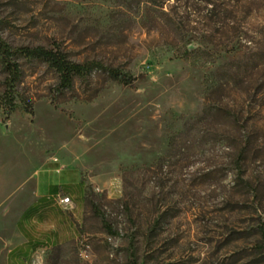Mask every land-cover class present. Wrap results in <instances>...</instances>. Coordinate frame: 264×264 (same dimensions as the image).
<instances>
[{
    "label": "rangeland",
    "instance_id": "374dc122",
    "mask_svg": "<svg viewBox=\"0 0 264 264\" xmlns=\"http://www.w3.org/2000/svg\"><path fill=\"white\" fill-rule=\"evenodd\" d=\"M0 36L135 78L17 57L7 117L0 60V264L50 164L84 216L33 264H264V0H0Z\"/></svg>",
    "mask_w": 264,
    "mask_h": 264
},
{
    "label": "crops",
    "instance_id": "0c3cea01",
    "mask_svg": "<svg viewBox=\"0 0 264 264\" xmlns=\"http://www.w3.org/2000/svg\"><path fill=\"white\" fill-rule=\"evenodd\" d=\"M43 174L26 197L31 203L18 220L7 264H33L35 255L77 238L73 225L84 216L86 185L79 173L61 170L56 164H50ZM62 188H69L70 193L62 194ZM60 194L71 198V206L59 202Z\"/></svg>",
    "mask_w": 264,
    "mask_h": 264
},
{
    "label": "trees",
    "instance_id": "16d2710c",
    "mask_svg": "<svg viewBox=\"0 0 264 264\" xmlns=\"http://www.w3.org/2000/svg\"><path fill=\"white\" fill-rule=\"evenodd\" d=\"M17 57L41 60L47 63L52 69H54L59 75V82L54 89V91L57 93H63L67 90H71L74 87L76 78L89 75L96 69L108 73L112 78L126 86L132 85L135 81L134 77L127 76L119 69L107 67L97 61H90L85 63L73 62L68 58L67 54L59 45H57L53 49L45 47L13 48L6 42H4L0 36V60L7 73L2 107L7 117L11 116V114L14 112L15 88L22 78V69L20 67V64L16 60ZM93 209L97 215H100L102 217L103 224L108 233L112 235L116 234V232L112 230L110 224H108V222L106 221L105 216L101 212H99L95 204L93 205ZM28 213L26 214L27 217Z\"/></svg>",
    "mask_w": 264,
    "mask_h": 264
},
{
    "label": "built area",
    "instance_id": "2783aa9c",
    "mask_svg": "<svg viewBox=\"0 0 264 264\" xmlns=\"http://www.w3.org/2000/svg\"><path fill=\"white\" fill-rule=\"evenodd\" d=\"M58 200L61 204L65 205V206H71V204H72L71 198L68 196H64L62 194H60L58 196Z\"/></svg>",
    "mask_w": 264,
    "mask_h": 264
}]
</instances>
